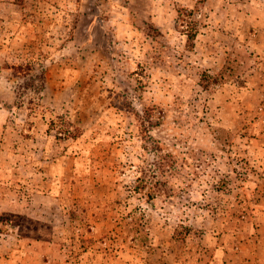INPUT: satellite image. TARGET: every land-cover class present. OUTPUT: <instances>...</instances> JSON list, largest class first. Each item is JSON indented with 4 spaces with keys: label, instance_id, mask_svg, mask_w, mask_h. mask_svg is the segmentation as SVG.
Segmentation results:
<instances>
[{
    "label": "rangeland",
    "instance_id": "374dc122",
    "mask_svg": "<svg viewBox=\"0 0 264 264\" xmlns=\"http://www.w3.org/2000/svg\"><path fill=\"white\" fill-rule=\"evenodd\" d=\"M0 264H264V0H0Z\"/></svg>",
    "mask_w": 264,
    "mask_h": 264
},
{
    "label": "trees",
    "instance_id": "16d2710c",
    "mask_svg": "<svg viewBox=\"0 0 264 264\" xmlns=\"http://www.w3.org/2000/svg\"><path fill=\"white\" fill-rule=\"evenodd\" d=\"M188 42H192L194 40V35L193 34H188Z\"/></svg>",
    "mask_w": 264,
    "mask_h": 264
}]
</instances>
